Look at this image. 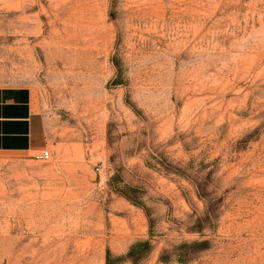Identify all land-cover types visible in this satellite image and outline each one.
Returning a JSON list of instances; mask_svg holds the SVG:
<instances>
[{
	"label": "rangeland",
	"instance_id": "374dc122",
	"mask_svg": "<svg viewBox=\"0 0 264 264\" xmlns=\"http://www.w3.org/2000/svg\"><path fill=\"white\" fill-rule=\"evenodd\" d=\"M12 85L51 157L0 151V264H106L148 238L139 264H264V0H0ZM193 179L218 213L201 231Z\"/></svg>",
	"mask_w": 264,
	"mask_h": 264
},
{
	"label": "crops",
	"instance_id": "0c3cea01",
	"mask_svg": "<svg viewBox=\"0 0 264 264\" xmlns=\"http://www.w3.org/2000/svg\"><path fill=\"white\" fill-rule=\"evenodd\" d=\"M43 127L29 86H0V151L30 154L43 150Z\"/></svg>",
	"mask_w": 264,
	"mask_h": 264
},
{
	"label": "trees",
	"instance_id": "16d2710c",
	"mask_svg": "<svg viewBox=\"0 0 264 264\" xmlns=\"http://www.w3.org/2000/svg\"><path fill=\"white\" fill-rule=\"evenodd\" d=\"M116 82H119L117 79ZM120 180V174L115 173L111 177V183L113 186L114 184H118ZM197 194L200 198H203L206 203V210L202 215H196L195 217V224L192 227L194 230L201 231L203 228L208 224V222H213L215 218H217V208L213 206L212 200L208 199L206 196V181H202L200 179H193L192 180ZM117 192L126 197L128 200L133 202L136 205L143 207L145 214L149 221V228L151 235L154 232L155 224L158 222V218L153 215L152 210L149 207L143 205L142 201L139 199V195L136 194L138 188L131 187L129 185H125L123 187H115ZM209 245L208 239H196L191 241H183L177 248V255L179 260L181 261H189L197 256L202 250L206 249ZM155 249V245L152 243L151 239H140L137 240L130 246L129 251L125 255H121L118 257H112L111 253H108L107 263L106 264H120L123 261H130L132 264H139L142 261L146 260L153 250ZM168 250L164 249L161 253V259L166 260L168 258Z\"/></svg>",
	"mask_w": 264,
	"mask_h": 264
},
{
	"label": "built area",
	"instance_id": "2783aa9c",
	"mask_svg": "<svg viewBox=\"0 0 264 264\" xmlns=\"http://www.w3.org/2000/svg\"><path fill=\"white\" fill-rule=\"evenodd\" d=\"M39 158H42L44 160H48L51 157V152L48 149H44L42 153L36 155Z\"/></svg>",
	"mask_w": 264,
	"mask_h": 264
}]
</instances>
